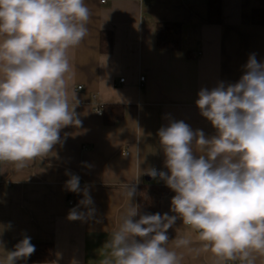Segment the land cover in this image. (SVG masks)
I'll list each match as a JSON object with an SVG mask.
<instances>
[{
    "label": "crops",
    "instance_id": "1",
    "mask_svg": "<svg viewBox=\"0 0 264 264\" xmlns=\"http://www.w3.org/2000/svg\"><path fill=\"white\" fill-rule=\"evenodd\" d=\"M210 2L220 6L219 23L208 20ZM86 4L91 10L89 34L69 51L68 80L70 96L75 92L79 100L76 113L82 126L62 128L61 141L52 152L23 169L0 162V256L13 251L25 236L32 244L53 245L55 251L51 263L16 264L110 260L106 242L128 204L126 186L135 185L132 203L137 205L138 188L148 182L147 170L168 171L158 130L171 121H183L212 137L216 129L195 103L199 91L238 82L251 54L264 63V26L252 22L253 12L264 10V0H108L106 4L86 0ZM159 23L181 26L180 50L158 48ZM104 32L112 34L109 53L101 51ZM108 105L123 107L122 120L105 124L95 108ZM71 175L79 177L81 190H88L93 201L88 207L80 203L83 191L67 190ZM150 182L161 184L158 177ZM174 195L170 190L162 199L161 214L175 215L170 211ZM72 209L85 215L70 220ZM167 235L168 247L182 257L181 264L234 261L218 260L205 250L197 232L179 218ZM180 238L188 239L189 245L175 248ZM256 264H264V257H258Z\"/></svg>",
    "mask_w": 264,
    "mask_h": 264
},
{
    "label": "clouds",
    "instance_id": "2",
    "mask_svg": "<svg viewBox=\"0 0 264 264\" xmlns=\"http://www.w3.org/2000/svg\"><path fill=\"white\" fill-rule=\"evenodd\" d=\"M90 19L86 0H0V162L23 169L52 152L62 128L82 126L79 100L69 94V51L88 36ZM245 69L235 84L198 93L195 103L215 135L206 137L183 121L158 130L168 171L146 174L175 193V215L140 214L132 203L136 187L127 185L128 204L106 242L111 259L103 264H181L167 235L178 218L218 260L256 264L264 257V63L251 54ZM66 188L83 191V206L93 203L78 176L71 175ZM84 215L72 209L68 219ZM189 243L180 238L175 248ZM34 251L25 236L4 251L0 264H16Z\"/></svg>",
    "mask_w": 264,
    "mask_h": 264
},
{
    "label": "trees",
    "instance_id": "3",
    "mask_svg": "<svg viewBox=\"0 0 264 264\" xmlns=\"http://www.w3.org/2000/svg\"><path fill=\"white\" fill-rule=\"evenodd\" d=\"M218 2H210L209 22L219 23L221 19L220 6ZM216 4V5H215ZM252 22L255 25L264 26V10H255L252 14ZM156 43L158 48L171 51H178L182 47V28L179 24L159 23L156 27ZM113 39L110 32H104L101 36V51L109 53L112 50ZM123 107L120 105H108L103 109L104 122L106 125H112L123 118ZM170 192V189L164 184L147 182L139 186L137 205L140 214L161 213L162 199ZM139 215L136 216V220ZM34 253L17 262L23 263H51L54 259L53 245H36ZM15 248V246H14ZM13 248V250H14Z\"/></svg>",
    "mask_w": 264,
    "mask_h": 264
},
{
    "label": "built area",
    "instance_id": "4",
    "mask_svg": "<svg viewBox=\"0 0 264 264\" xmlns=\"http://www.w3.org/2000/svg\"><path fill=\"white\" fill-rule=\"evenodd\" d=\"M108 0H100V3L101 4H106ZM144 77H141V82L144 81ZM125 80L124 79H121L120 82L123 83ZM82 89V86H79L77 88V90H81ZM95 111L98 115L102 116L103 115V110L99 107H96L95 108ZM157 171H161L159 169H156ZM159 178V177H158ZM161 181V184H164V181L163 180H160ZM70 204H73V202L70 201ZM229 264H242V262L240 260H234V261H229L228 262Z\"/></svg>",
    "mask_w": 264,
    "mask_h": 264
},
{
    "label": "water",
    "instance_id": "5",
    "mask_svg": "<svg viewBox=\"0 0 264 264\" xmlns=\"http://www.w3.org/2000/svg\"><path fill=\"white\" fill-rule=\"evenodd\" d=\"M146 180H147L148 182H150V181H151V177L148 176V177L146 178Z\"/></svg>",
    "mask_w": 264,
    "mask_h": 264
}]
</instances>
